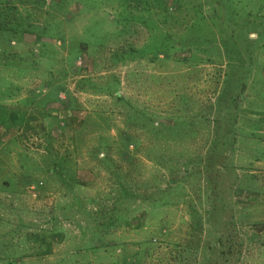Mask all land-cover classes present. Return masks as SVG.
Listing matches in <instances>:
<instances>
[{"label":"rangeland","instance_id":"rangeland-1","mask_svg":"<svg viewBox=\"0 0 264 264\" xmlns=\"http://www.w3.org/2000/svg\"><path fill=\"white\" fill-rule=\"evenodd\" d=\"M16 183L0 264H264V0H0Z\"/></svg>","mask_w":264,"mask_h":264},{"label":"crops","instance_id":"crops-1","mask_svg":"<svg viewBox=\"0 0 264 264\" xmlns=\"http://www.w3.org/2000/svg\"><path fill=\"white\" fill-rule=\"evenodd\" d=\"M18 184L16 183V184H8L7 185V188L6 189H4V188H2V189H0V192H5L6 193V195L9 193V191H12L11 189H12V187H16ZM5 195V196H6ZM6 199V198H5Z\"/></svg>","mask_w":264,"mask_h":264},{"label":"trees","instance_id":"trees-1","mask_svg":"<svg viewBox=\"0 0 264 264\" xmlns=\"http://www.w3.org/2000/svg\"><path fill=\"white\" fill-rule=\"evenodd\" d=\"M4 31H5V30H4ZM4 31H3V32H4Z\"/></svg>","mask_w":264,"mask_h":264}]
</instances>
